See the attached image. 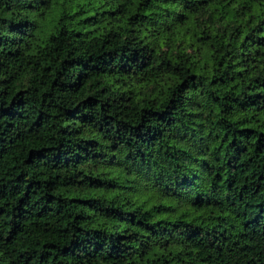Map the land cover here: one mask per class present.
Wrapping results in <instances>:
<instances>
[{
  "label": "trees",
  "instance_id": "1",
  "mask_svg": "<svg viewBox=\"0 0 264 264\" xmlns=\"http://www.w3.org/2000/svg\"><path fill=\"white\" fill-rule=\"evenodd\" d=\"M0 264H264V0H0Z\"/></svg>",
  "mask_w": 264,
  "mask_h": 264
}]
</instances>
